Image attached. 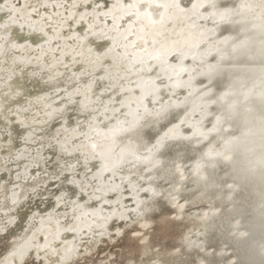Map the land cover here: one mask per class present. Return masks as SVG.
Instances as JSON below:
<instances>
[{"label": "snow or ice", "instance_id": "6c2138e0", "mask_svg": "<svg viewBox=\"0 0 264 264\" xmlns=\"http://www.w3.org/2000/svg\"><path fill=\"white\" fill-rule=\"evenodd\" d=\"M0 73L3 264H264V0H0Z\"/></svg>", "mask_w": 264, "mask_h": 264}, {"label": "bare ground", "instance_id": "6f19581e", "mask_svg": "<svg viewBox=\"0 0 264 264\" xmlns=\"http://www.w3.org/2000/svg\"><path fill=\"white\" fill-rule=\"evenodd\" d=\"M235 2V0H233ZM227 27V26H223ZM222 27V34L229 35L235 34L233 31H223ZM35 55V53H33ZM32 70V66H29L25 69V74L23 76L20 75L19 69H17V75L13 77V81L10 82L13 85H22L21 90H26L25 95L28 99H35L36 97L43 95L42 91V84L36 79L32 78L27 75L28 72ZM3 73H0L2 75ZM227 81H221V87ZM32 111H35L33 109ZM72 115H76L73 113ZM31 117L26 121V123H30ZM16 133L19 134H26L25 129L20 127L19 125H14ZM59 127L58 124H54L53 128ZM238 134V133H237ZM0 143H6V137L4 140L0 141ZM17 146L22 147L23 145L20 144L19 140L16 141ZM51 153H49L50 155ZM4 152H0V161L4 160L5 157ZM25 162H20L19 171L23 172V164ZM11 169L13 170V175L10 177L7 172L0 169V185H4L9 179H15V171L17 170V165L13 163L10 165ZM35 173L33 172V175ZM11 187V185H9ZM52 202L51 200L44 201L42 200L41 196H29L27 200H23L22 203L17 206L15 209L12 208L10 202L8 206H4L3 195H0V227H3L5 217H3V213L5 211L9 212L11 218H13L14 222L10 223L7 227L6 231L0 232V264H3L5 256L8 255L9 251L13 249L15 243L21 242L22 238L26 236H30L32 232L36 231L41 225V217L45 215L48 211L51 210ZM69 238H71L69 236ZM110 248L112 245L109 241L105 238L104 240L100 241L96 247L95 253L96 254L102 248ZM107 253V252H106ZM105 254V253H104ZM107 255V254H106ZM114 255L113 252H110L108 256ZM250 259L258 261L259 257L252 255Z\"/></svg>", "mask_w": 264, "mask_h": 264}, {"label": "rangeland", "instance_id": "374dc122", "mask_svg": "<svg viewBox=\"0 0 264 264\" xmlns=\"http://www.w3.org/2000/svg\"><path fill=\"white\" fill-rule=\"evenodd\" d=\"M119 249L118 248H114V247H108V248H102V249H100L96 254H94V257H95V259H96V261H97V264H99V261L100 260H103V259H105L106 258V256H108V254L110 253V252H113V254L116 252V251H118ZM107 252V253H106ZM105 253V254H104ZM107 254V255H106Z\"/></svg>", "mask_w": 264, "mask_h": 264}]
</instances>
